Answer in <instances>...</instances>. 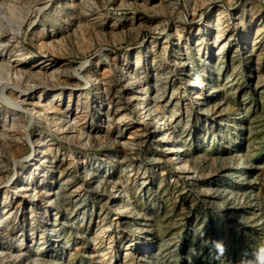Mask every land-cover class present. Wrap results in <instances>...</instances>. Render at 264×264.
Returning a JSON list of instances; mask_svg holds the SVG:
<instances>
[{"label": "rangeland", "instance_id": "374dc122", "mask_svg": "<svg viewBox=\"0 0 264 264\" xmlns=\"http://www.w3.org/2000/svg\"><path fill=\"white\" fill-rule=\"evenodd\" d=\"M106 1L25 0L36 23L0 49V264H258L264 0ZM24 41L83 85L26 92Z\"/></svg>", "mask_w": 264, "mask_h": 264}, {"label": "bare ground", "instance_id": "6f19581e", "mask_svg": "<svg viewBox=\"0 0 264 264\" xmlns=\"http://www.w3.org/2000/svg\"><path fill=\"white\" fill-rule=\"evenodd\" d=\"M20 3H17L18 6L15 8V18L11 19L10 16H8V14L5 11V3L3 0H0V49H8V45L7 43L8 41H10L11 36H23V32L25 27H27L29 24H32V22L35 24L37 19H38V15L35 13V11H32L31 13H26L25 8L23 6V3H25V0H19ZM38 0H32V3L35 4L34 7H36L39 10H41L43 7H47V5L43 6L41 9H39V4H37ZM112 1H106L105 3H102V0H98V3H100V7L102 9H105L106 7H109ZM218 2V1H217ZM216 1L212 2L211 4H215ZM20 5V6H19ZM26 5V4H25ZM174 5L173 3H163L162 8L163 10L166 12V15L168 16L169 19H172V23L176 21V18L174 16ZM41 7V6H40ZM28 10V9H27ZM257 13H261V11H258ZM39 14V12H38ZM155 17H157V15H155ZM263 23V22H262ZM142 28V27H141ZM101 30V28H99ZM124 31L120 33H117L118 36L120 38L124 39ZM22 32V33H21ZM100 33V31L98 32V34ZM133 33V32H132ZM131 31H129V40L130 43H133L137 38L136 36L133 37ZM260 37H258L257 39H259ZM256 39V40H257ZM261 42L258 41L256 44V46H258ZM201 45V42L198 43V46ZM27 43H25V41L22 43V50L17 51L15 57L18 59V66L21 68H25L22 69V71H20V75L24 77L25 82H28L29 85L25 86V91L28 92L29 94H33L35 92H37L39 89H43L42 92L40 93L41 96H45L49 89L54 90V89H59V87H61V89L54 91V95H59L62 94V90L64 91L65 88H70L68 89V92L70 95H72L73 93V89L76 87H80L83 84V81H79L77 82V84H75V80L71 77L68 76L69 72L71 71V56H67V54H63V55H56L55 52H51L49 55L47 56H43L42 58H40V60H46V61H51L52 63L54 61H56V59L61 60V63H64L62 67L60 68H53L52 72H49V70L47 69V66L44 67V69H42L40 72H35V65L32 63L33 61H31L29 56L30 55H34L35 57H37V53L33 52V50H30V53H26L25 51V47H27ZM29 52V51H28ZM50 59V60H49ZM36 59H34L35 61ZM50 64V65H51ZM11 67L12 65L10 64L9 61H7V59L5 57H3L2 55H0V84L1 87L4 88V90L7 91V93H9L12 97L15 95L16 93L13 92L12 89H7L5 87L6 83L8 81H10L11 79L14 78L10 76V71H11ZM20 76V77H21ZM18 77V76H17ZM55 78H58V81H54ZM15 82V81H14ZM19 82H21V79H18V82L16 81V84H18ZM21 84V83H20ZM192 85V84H191ZM7 86V85H6ZM61 91V92H60ZM108 91V90H106ZM17 98V97H16ZM15 98V99H16ZM11 107H9V109H1V113H3V116H8V114L10 112H14L16 111L17 114H19V110L16 109L14 104H10ZM140 113H144L147 114V112H145V107L140 106ZM29 134H32V131H29ZM94 138V137H92ZM6 140L2 139L0 137V146H3L5 144ZM12 153H14V155L19 156L20 151H17L16 146H12L11 148ZM34 160V159H33ZM31 160V161H33ZM241 169V168H240ZM23 178V176H22ZM24 180V179H23ZM107 186V185H106ZM18 188V187H17ZM65 190L67 188H64ZM68 190V189H67ZM94 191V190H93ZM92 191V192H93ZM12 192H16V185L14 186V189L12 190ZM43 246V245H42Z\"/></svg>", "mask_w": 264, "mask_h": 264}, {"label": "clouds", "instance_id": "9594fccd", "mask_svg": "<svg viewBox=\"0 0 264 264\" xmlns=\"http://www.w3.org/2000/svg\"><path fill=\"white\" fill-rule=\"evenodd\" d=\"M258 264H264V259H260Z\"/></svg>", "mask_w": 264, "mask_h": 264}]
</instances>
